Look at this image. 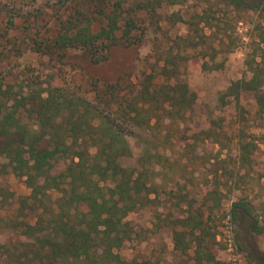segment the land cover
<instances>
[{
  "label": "trees",
  "instance_id": "16d2710c",
  "mask_svg": "<svg viewBox=\"0 0 264 264\" xmlns=\"http://www.w3.org/2000/svg\"><path fill=\"white\" fill-rule=\"evenodd\" d=\"M187 2L48 0L37 5L38 0H0L3 36L20 33L28 49L54 65L65 64L77 51L99 65L115 48L145 44L151 32L161 31V21L188 26L186 37L156 46L164 82L142 71L136 81L122 75L79 83L50 74L31 75L17 90L0 86V167L30 190L15 197L0 189V209L9 212L0 218V227L15 234L14 241L0 244V264H143L139 253L130 260L122 250L143 240L134 220L148 208L159 229L171 232L176 252L194 251L195 264H225L216 254L219 214L235 227L247 263L264 264V251L255 240L264 236V205L259 212L248 197H240L222 213L224 189L232 194L240 186L234 172L224 166V174L219 172L220 162L210 161L216 171L203 176L199 186L189 185L182 175L169 185L168 172L176 165L166 149L168 138H160L163 122L182 121L196 107L197 94L180 75L183 62L197 59L187 52L202 54L199 58L212 52L215 62L218 41L226 38L229 48L235 47L237 25L227 16L230 12L258 16L257 47L246 61L251 77L231 82L219 101L244 111L255 100L264 117V0H208L189 19L178 12L163 20L162 9ZM203 68L211 69L208 62ZM215 122L193 138L206 134L218 140ZM236 136L238 161L252 163L259 145L244 130ZM132 140L140 147L136 158ZM226 176L235 183L224 181Z\"/></svg>",
  "mask_w": 264,
  "mask_h": 264
},
{
  "label": "rangeland",
  "instance_id": "374dc122",
  "mask_svg": "<svg viewBox=\"0 0 264 264\" xmlns=\"http://www.w3.org/2000/svg\"><path fill=\"white\" fill-rule=\"evenodd\" d=\"M47 1L38 0L37 5ZM207 1L188 0L183 6H166L161 11L163 20L178 12L189 19L190 15L205 8L208 5ZM221 14L225 13L221 12ZM227 14L230 21L237 25V30L232 36V44L235 43V47L231 50L226 38L224 43L219 44L218 41L216 44L218 54L215 62L212 61V52L209 54L205 52V58H199L202 57L200 56L202 54L190 50L187 52L189 57L197 59H194L191 64L183 62L181 66V78L196 92L198 98L195 109L188 113L184 120H167L161 125L160 138L162 140L164 137L168 138V142L165 144L166 149L176 165L174 170L168 172L167 182L170 185V182L176 181L177 177L182 175L189 185L199 186L203 176L212 177L215 173L216 169L214 167L212 169L211 162L214 164L220 162L219 172L224 174L223 166L234 172L235 179L240 186L232 194L228 192L229 188L224 189L227 196L223 201L222 213L228 212L232 201L240 197H248L260 212L264 205V117H260L255 100H250V103L245 104L244 111L239 110L235 105L223 107L219 101L220 94L231 82L251 77L246 61L253 49L257 47L255 24L259 18L254 13L239 15L230 12ZM0 20L2 22V17ZM239 20L242 22L238 24ZM1 25L0 86L10 85L16 90L19 89L18 86L21 83L27 84V78L31 75L43 77L50 74L63 75L69 79H75L79 83L83 79L85 83L88 79L113 81L122 75H132V79L136 81L137 73L145 71L154 73L160 77V82H164L165 78L161 76L159 70L163 63L157 61L156 46L168 47L176 36L186 37L188 34V26L183 23L172 25L167 21H161V31L156 34L154 31L151 32L145 44L115 48L112 50L109 60L104 63L93 65L82 59L80 52L77 51L69 55L65 64L54 65L49 62L47 57L40 56L28 49L27 44L22 42L20 33L14 31L8 38H5L3 36L4 26ZM165 32L167 33L163 36ZM206 32L211 34L210 29H206ZM203 62H208L211 69H204ZM241 112H243V116H241ZM213 120L216 122L212 128L219 134L216 138L218 140L207 139L206 134H203L199 140H195L193 135L211 127ZM238 130L248 133L261 149L254 161L244 166L238 161L239 152L236 141ZM187 138L190 140H183ZM131 144L136 158L140 153V147L134 140ZM216 155L220 160L214 159ZM0 161V163L3 162L1 159ZM129 163L126 162V164ZM226 177L229 180L224 178V181H228L231 185L235 183L231 177ZM1 188L9 189L15 194V197L30 194L23 179L10 173L3 174L0 167ZM56 196L55 193L54 197ZM160 209L165 213L168 212L166 208L161 207ZM7 215L9 212L6 208L0 209V218L6 219ZM217 220L220 234L216 249L217 258L225 264H248L245 254L239 248L235 227L228 218L222 219L221 214ZM134 221L143 240L126 244L122 254L128 259H134L139 253L140 262L143 264H195L193 250L188 255H181L174 250L171 232L166 228L159 229L156 225L157 218L153 208L141 211L138 219ZM14 236L13 232L0 227V244L14 241ZM255 240L260 249L264 251V236L256 237Z\"/></svg>",
  "mask_w": 264,
  "mask_h": 264
}]
</instances>
